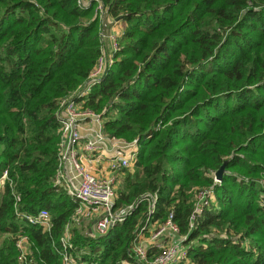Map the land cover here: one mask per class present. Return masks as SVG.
<instances>
[{
    "label": "trees",
    "instance_id": "obj_1",
    "mask_svg": "<svg viewBox=\"0 0 264 264\" xmlns=\"http://www.w3.org/2000/svg\"><path fill=\"white\" fill-rule=\"evenodd\" d=\"M108 18L126 25L88 106L139 146L116 205L156 193L151 220L173 212L193 264H264V0H0V264H19L20 233L33 264H60L75 204L55 185L59 100L102 56ZM198 188L213 196L190 223ZM15 208L49 210L51 230ZM146 215L141 201L98 238L74 225L72 241L91 264H136Z\"/></svg>",
    "mask_w": 264,
    "mask_h": 264
},
{
    "label": "built area",
    "instance_id": "obj_2",
    "mask_svg": "<svg viewBox=\"0 0 264 264\" xmlns=\"http://www.w3.org/2000/svg\"><path fill=\"white\" fill-rule=\"evenodd\" d=\"M117 47L118 44L114 41L109 51L104 47L102 56L87 79L59 100L55 185L68 195L75 206L59 238V244L52 245L60 264H91L82 258V252L73 243L71 228L82 224L88 236L98 238L132 215L141 201H146L147 215L136 227L131 241L136 264H193L187 253L186 235L180 234L173 220V212L170 211L163 221L151 220L155 211L156 193H146L136 202L116 205L117 174L135 165L138 139L126 140L108 134L104 130V116L88 106V99L92 88L100 82L112 64L113 52ZM6 175L7 171L4 170L1 184ZM214 182H220L216 175ZM212 196L210 188L196 190L190 223L202 213ZM18 200L17 196L16 202ZM15 215L28 224L40 226L43 231H50L53 226L51 214L45 208L36 213L21 212L15 208ZM28 246L27 235L18 234L16 247L19 264H33ZM151 247H156L157 251L149 258L148 251Z\"/></svg>",
    "mask_w": 264,
    "mask_h": 264
},
{
    "label": "rangeland",
    "instance_id": "obj_3",
    "mask_svg": "<svg viewBox=\"0 0 264 264\" xmlns=\"http://www.w3.org/2000/svg\"><path fill=\"white\" fill-rule=\"evenodd\" d=\"M104 21H105L104 22L105 26H104L103 30L101 31V33L103 34L102 36L105 37L104 38V45H106V46L109 45V49H110L113 41H114V43L116 42L118 44L117 36L121 35V32L125 28L126 24L122 20H116V19H112V18L105 19ZM113 38H114V40H113ZM105 41H107L106 44H105ZM100 112L103 113L104 111H100ZM122 138L126 139L124 137H122ZM134 167H135V165L133 167L127 169V170H129L132 173L135 170ZM126 172H122V173L117 174V178H116L117 180H116V185H115L116 190H118L119 188L122 187V185H123L122 183H123L124 178L126 176Z\"/></svg>",
    "mask_w": 264,
    "mask_h": 264
},
{
    "label": "water",
    "instance_id": "obj_4",
    "mask_svg": "<svg viewBox=\"0 0 264 264\" xmlns=\"http://www.w3.org/2000/svg\"><path fill=\"white\" fill-rule=\"evenodd\" d=\"M119 18H116V20H118ZM224 166H225V163L224 164H222L220 167H219V169L216 171V177H217V179L218 180H220L221 181V178H222V175H223V171H224Z\"/></svg>",
    "mask_w": 264,
    "mask_h": 264
},
{
    "label": "crops",
    "instance_id": "obj_5",
    "mask_svg": "<svg viewBox=\"0 0 264 264\" xmlns=\"http://www.w3.org/2000/svg\"><path fill=\"white\" fill-rule=\"evenodd\" d=\"M106 43H107V41H105V44H106ZM104 47H105V50H106V51H109V45H107V46L105 45Z\"/></svg>",
    "mask_w": 264,
    "mask_h": 264
}]
</instances>
